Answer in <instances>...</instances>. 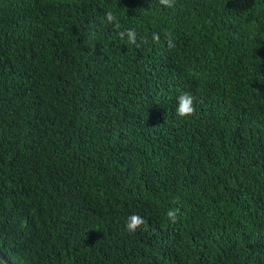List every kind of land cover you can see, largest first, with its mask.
<instances>
[{
	"label": "trees",
	"instance_id": "obj_1",
	"mask_svg": "<svg viewBox=\"0 0 264 264\" xmlns=\"http://www.w3.org/2000/svg\"><path fill=\"white\" fill-rule=\"evenodd\" d=\"M180 91L195 116L177 115ZM0 250L264 264V0H0Z\"/></svg>",
	"mask_w": 264,
	"mask_h": 264
},
{
	"label": "clouds",
	"instance_id": "obj_2",
	"mask_svg": "<svg viewBox=\"0 0 264 264\" xmlns=\"http://www.w3.org/2000/svg\"><path fill=\"white\" fill-rule=\"evenodd\" d=\"M158 3L166 8L172 9L177 5V0H158ZM104 18L107 21L108 25H110L113 30L116 31L117 36L121 41H127L128 45H133L137 48L141 46V41L138 38V33L135 28H125L122 29L121 23L118 20L117 16L111 10H105ZM152 39L155 43L161 42V33L153 32ZM164 40L167 42V46L172 48L175 46L174 41L171 37L170 33H164ZM146 42V41H143ZM195 97L188 91H180L177 96V115L181 118H187L195 116L197 112V108L195 106ZM180 214V209H169L167 212V217L170 222L175 224L178 222ZM146 225V221L143 217L138 214H132L128 217V221L126 223V228L129 232H136L137 229L143 230ZM6 264V261L0 258Z\"/></svg>",
	"mask_w": 264,
	"mask_h": 264
},
{
	"label": "water",
	"instance_id": "obj_3",
	"mask_svg": "<svg viewBox=\"0 0 264 264\" xmlns=\"http://www.w3.org/2000/svg\"><path fill=\"white\" fill-rule=\"evenodd\" d=\"M0 258L4 259L6 261V264H12L6 257L5 255L2 253V251L0 250ZM2 261V260H1ZM3 262V261H2ZM4 263V262H3Z\"/></svg>",
	"mask_w": 264,
	"mask_h": 264
}]
</instances>
